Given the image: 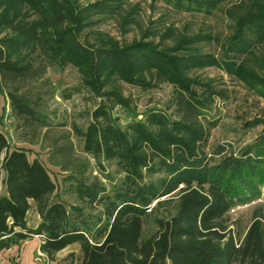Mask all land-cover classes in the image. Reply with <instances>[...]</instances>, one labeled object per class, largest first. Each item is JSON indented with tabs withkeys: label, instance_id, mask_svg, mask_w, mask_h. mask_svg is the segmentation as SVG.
Listing matches in <instances>:
<instances>
[{
	"label": "trees",
	"instance_id": "trees-1",
	"mask_svg": "<svg viewBox=\"0 0 264 264\" xmlns=\"http://www.w3.org/2000/svg\"><path fill=\"white\" fill-rule=\"evenodd\" d=\"M10 1L30 3L42 18L28 28L12 21L6 25L15 34L0 38V93L7 97L17 139L48 149L47 161L64 173V185L56 184L40 159H29L26 149L12 146L0 126V251L40 235V249L48 254L81 241V264H264V221L254 218L244 232L234 233L226 220L234 206L264 196V120H244V131L262 123L261 133L237 152L217 145L214 154L226 153L211 162L198 151L207 140L201 121L206 103L191 89L194 81L185 73L198 66L220 65L239 74L260 96H264V78L235 67L229 59L193 53L200 35L174 34L170 27H148L140 40L110 46L81 41L79 34L86 27L117 13L124 0H96L84 6L78 0ZM166 1L179 10L209 12L227 0ZM236 21L227 50L243 53L264 40V0ZM152 35L157 42L155 37L145 39ZM20 36L39 46L32 61L13 57L12 47ZM65 61L82 72L81 87L100 98L83 132L85 151L91 152L90 144L103 143L110 156L117 157L129 187L116 191L114 197L98 176L90 175V160L77 152L71 131L48 115L47 104L56 91L46 72ZM145 68L158 70L179 87L173 111L152 108L122 128L110 105L129 109L132 101L116 89L104 90L108 75L119 72L124 80L146 89L151 83L143 75ZM60 95L70 93L64 90ZM153 157L157 160L149 163ZM159 169L164 175L145 180V172ZM173 191L175 213L157 218V229L144 237L150 204ZM60 195L84 198L89 204L104 199L109 206L105 213H87ZM31 202L39 215L36 226L28 225Z\"/></svg>",
	"mask_w": 264,
	"mask_h": 264
},
{
	"label": "rangeland",
	"instance_id": "rangeland-1",
	"mask_svg": "<svg viewBox=\"0 0 264 264\" xmlns=\"http://www.w3.org/2000/svg\"><path fill=\"white\" fill-rule=\"evenodd\" d=\"M94 1L96 0H78V4L84 6ZM124 1L123 7L117 13L86 27L79 34L81 41L92 46H110L114 42L121 44L140 40L148 27L160 30L170 27L174 34L200 35V42L191 48L193 53L229 59L235 67L264 78V40L253 43L252 47L243 53L227 50L228 41L235 31L234 25L237 18L248 11H254L257 8V2L260 3L261 0H227L209 12L179 10L166 0ZM41 18L37 8L30 3L5 0L0 6L2 20L0 38L15 34L12 26H6L9 21H12V25L28 28L35 26ZM154 37L152 35L145 39L150 40ZM19 39V43L12 47L15 51L13 57L32 61L34 55L40 52L39 46L27 42V39L21 36ZM157 40L158 37H155L154 41L157 42ZM185 74L194 81L191 82V89L206 103V113L201 121L207 131V140L198 151L207 155L211 162L219 160L226 153L214 154L213 151L217 145H226L227 152H237L240 147L252 142L261 133L262 123L246 131L242 123L244 120H264V96L258 95L253 88H250L239 74L230 73L220 65L194 67ZM143 75L151 83L149 88L144 89L124 80L119 72L108 75V84L104 90L116 89L132 101L129 109L118 104L110 105L112 115L117 118V123L122 128H125L134 118L142 119L149 109H160L167 114L173 111L176 89L179 87L156 69L145 68ZM46 76L56 91L55 96L47 104L49 117L61 122L71 131L77 152L90 160V175L98 176L106 184L109 195L114 197L116 191H126L129 187L128 180L125 179L124 172L117 163V157L110 156L111 153L104 148L103 143H100L98 147L90 144L91 152L85 151L86 140L83 132L91 121V111L100 98L91 89L81 87L84 78L80 69L70 62H60L49 66ZM78 86L80 91H75V87ZM64 90L70 93V96L62 97L60 92ZM0 126L10 136L12 146L26 149L29 159L34 157L40 159L56 184L64 185L61 183L64 173L47 161L48 149L17 139L4 93H0ZM146 150L150 151L147 148ZM155 160L157 157L150 159L149 163ZM162 175H164L162 169L151 173L145 172V180H157ZM175 193L173 191L160 196L150 204L144 216V237L151 235L157 229L155 223L157 218L169 217L175 213L177 209ZM59 198L68 204H78L83 207L84 212L93 214L105 213L109 206L104 199L89 204L84 198L74 195H60ZM254 218L264 221V196L247 204L236 205L226 215L227 224L234 233L244 232ZM27 219L29 226H35L39 219L33 203L27 212ZM32 245L33 243L30 244ZM38 248L33 251L32 260L35 264H81L82 243L79 240L71 242L52 254L42 251L40 245ZM15 258L16 256L11 257L9 252L0 251V264H19ZM30 262L27 255L20 259V264H30Z\"/></svg>",
	"mask_w": 264,
	"mask_h": 264
},
{
	"label": "crops",
	"instance_id": "crops-1",
	"mask_svg": "<svg viewBox=\"0 0 264 264\" xmlns=\"http://www.w3.org/2000/svg\"><path fill=\"white\" fill-rule=\"evenodd\" d=\"M38 221L35 223V226L37 225ZM40 235H34L33 237L24 240L21 244L19 245H14L8 249H5L3 251L9 252L10 256H16L15 260L19 262L20 264V259H22V257H25V255H27V257H29L30 259V264H35V262L32 260L33 258V254H34V249H37L40 245V242L42 241V239H40ZM36 244H35V243ZM33 243L32 246H30V244Z\"/></svg>",
	"mask_w": 264,
	"mask_h": 264
},
{
	"label": "built area",
	"instance_id": "built-area-1",
	"mask_svg": "<svg viewBox=\"0 0 264 264\" xmlns=\"http://www.w3.org/2000/svg\"><path fill=\"white\" fill-rule=\"evenodd\" d=\"M38 252H39V248H38Z\"/></svg>",
	"mask_w": 264,
	"mask_h": 264
}]
</instances>
